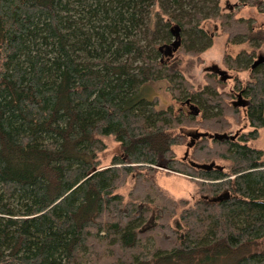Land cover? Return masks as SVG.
Segmentation results:
<instances>
[{"label": "trees", "instance_id": "trees-1", "mask_svg": "<svg viewBox=\"0 0 264 264\" xmlns=\"http://www.w3.org/2000/svg\"><path fill=\"white\" fill-rule=\"evenodd\" d=\"M217 1L0 0V264H264V156L248 143L264 127V63L251 68L264 24L210 12ZM242 2L264 12V0ZM155 5L165 21L152 23ZM206 18L220 20L226 44L250 48L223 62L248 70L232 91L248 100L251 129L199 137L178 157L185 127L223 133L239 115L233 93L216 92L223 81L208 75L192 90L174 56L201 60ZM159 80L197 115L158 109L145 91ZM104 136L119 152L100 165ZM211 161L222 169L190 164ZM160 168L194 181V197L164 191ZM147 204L159 211L141 229Z\"/></svg>", "mask_w": 264, "mask_h": 264}, {"label": "rangeland", "instance_id": "rangeland-1", "mask_svg": "<svg viewBox=\"0 0 264 264\" xmlns=\"http://www.w3.org/2000/svg\"><path fill=\"white\" fill-rule=\"evenodd\" d=\"M196 2V0H194ZM217 8L214 11H210L212 13H220L226 14L230 12H235L236 17H240L243 19H251L252 23L256 26L264 24V12L258 11L256 8L243 4L242 0H218ZM161 10L155 5L154 10L151 13L152 23H155L158 17H162L165 21L166 16L162 14ZM204 28L212 34L213 40L212 44L200 53V59L193 55H186L181 52L175 53V58L180 59V70L181 74L184 78L188 80V82L192 86V90L201 91L208 83V75L213 74L214 80L219 81V74L212 71L213 65H215L218 69L226 71V74L229 76L228 79L222 82V86L216 87V92H221L222 90L226 92H232L234 97L230 100H236V95L239 91H232V88L236 84L235 82L241 81L243 86L244 81L249 77L248 70H235L229 68L223 62L224 53H228L232 58H234L241 50L246 49L250 50L247 43H237V44H226V35L220 32V20L219 19H210L206 18V21L202 24ZM141 38L144 36L141 34ZM258 53L264 54V45L257 50L256 56ZM256 58V57H255ZM211 81V80H210ZM148 90L145 91V97L148 96L150 99H156V107L158 109H166L171 106L174 113L177 114L178 110L181 107L180 102H176L172 99L169 91H168V83L164 80H159L153 83H149ZM150 87V88H149ZM185 110L187 111L186 107ZM245 111L240 107L239 115L237 118L230 116L228 118L231 126L227 128L224 132L228 134H238L239 132H248L250 131V126L245 120ZM200 118V114L197 116V119ZM185 127V126H184ZM183 127V128H184ZM188 128V129H187ZM190 127H185L183 131L190 130L193 132L195 128L189 129ZM174 130L173 132H176ZM200 131V130H197ZM103 142L105 143V148L98 153V159L100 165H106L110 162L112 156L119 152L118 143L114 140L112 136H104L102 137ZM189 138L187 137L184 141L183 145L174 146V152L176 156H181L186 149V145L189 142ZM251 146L259 148L263 151L264 156V127L260 128L258 138L255 140H251L248 142ZM221 163V162H220ZM154 178L156 183L166 191L170 196L174 199H188L191 200L196 192V186L194 181H192L185 174L167 170L165 168H160L156 173H154ZM132 176L128 177L126 182L117 190L123 197L126 198L129 187L132 185ZM151 210V216L146 219L143 223L141 229H144L148 226L154 224V217L158 213V209L151 205H146ZM177 217L172 218L171 222L174 224Z\"/></svg>", "mask_w": 264, "mask_h": 264}, {"label": "water", "instance_id": "water-1", "mask_svg": "<svg viewBox=\"0 0 264 264\" xmlns=\"http://www.w3.org/2000/svg\"><path fill=\"white\" fill-rule=\"evenodd\" d=\"M173 48H172V51H175L176 50V47L178 45V42H174L173 44ZM264 62V54L262 53H259L256 57V59L253 61L252 65H251V68H254L256 67L258 64ZM212 71L217 74H219V79L221 81H225L226 79H228V75L226 74V71L224 70H220L218 69L215 65H213L212 67ZM236 100H233L232 101V105L234 107H245L248 105V100L243 98L241 93H238L237 96H236ZM192 112L197 115L198 113V109H196L195 106H191L190 107ZM188 136H189V142L187 143L186 147L189 148L193 145L194 143V140L199 138V137H207V138H214V139H218V140H225V139H233L235 135L233 134H227L226 132H223V133H218V132H214V133H208V132H200V131H193V132H190L188 133ZM187 154V151L185 153V155ZM190 164L196 168H200V169H205V170H211V169H219L221 170L222 169V166L216 164L214 161H211L210 163H196V162H190ZM229 197V193L228 191H224L220 194H218L217 196L215 197H212V201H221L223 199H227Z\"/></svg>", "mask_w": 264, "mask_h": 264}, {"label": "flooded vegetation", "instance_id": "flooded-vegetation-1", "mask_svg": "<svg viewBox=\"0 0 264 264\" xmlns=\"http://www.w3.org/2000/svg\"><path fill=\"white\" fill-rule=\"evenodd\" d=\"M258 54H259V53H258ZM258 54H257V55H258ZM256 57H257V56H256ZM255 59H256V58H255ZM255 59H254V60H255ZM262 63H264V62H262ZM262 63H260V64H262ZM258 65H259V64H258ZM236 96H237V95H236ZM236 98H237V97H236ZM191 106H192V105H190V104L188 103V101H187L186 103H182V104H181L180 110H183V109H185V107H187V108H186L187 111H188V112H192V110H191V108H190ZM245 107H246V106H245ZM245 107H241V108L244 109Z\"/></svg>", "mask_w": 264, "mask_h": 264}]
</instances>
